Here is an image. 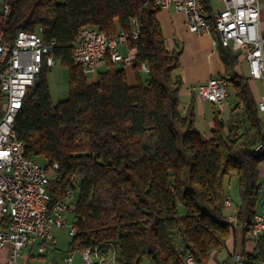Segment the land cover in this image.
Instances as JSON below:
<instances>
[{
    "label": "trees",
    "instance_id": "trees-1",
    "mask_svg": "<svg viewBox=\"0 0 264 264\" xmlns=\"http://www.w3.org/2000/svg\"><path fill=\"white\" fill-rule=\"evenodd\" d=\"M200 1L211 20L216 0ZM160 9L151 0H0L4 40L41 27L43 38L55 41L56 62L67 69V97L53 103L47 79L52 67H41L14 130L27 157L58 164L50 206L68 187L75 190L70 251L111 241L117 264H187L189 255L208 264L224 251L230 255L227 241L235 236L224 203L231 199L224 188L227 176L238 177L237 223L243 232L252 223L264 124L249 79L234 69L238 55L219 47L224 65L219 75L233 88L231 117H236L228 125L215 108L210 136L197 130L193 104L180 109L182 80L174 75L180 51L166 45ZM134 20L138 37L127 45L135 82L129 83L124 65L107 54L90 81L71 58L79 30L96 27L112 37L132 30ZM7 221L4 216L0 228ZM259 244L261 251L252 259L264 257V234Z\"/></svg>",
    "mask_w": 264,
    "mask_h": 264
},
{
    "label": "built area",
    "instance_id": "built-area-1",
    "mask_svg": "<svg viewBox=\"0 0 264 264\" xmlns=\"http://www.w3.org/2000/svg\"><path fill=\"white\" fill-rule=\"evenodd\" d=\"M161 9L173 8L186 16L188 29L194 34L210 35L215 49L229 48L244 59L248 65V79L259 81L263 90L258 94L257 107L264 115V19L259 0H216L219 7L211 11V20L205 15L200 0H151ZM3 12L9 13L10 6L4 4ZM134 27L128 32L121 31L109 37L96 27H82L73 44L71 58L80 65L87 76H95L97 66L107 54L112 61L128 65L132 63L130 54H121L119 46L129 39L138 37ZM19 30L8 42L0 35V221L8 217L6 226L0 228V249L10 245L5 261L0 264H18L17 258L25 247L36 249L39 255L56 243L54 230L64 227L65 213L71 218L68 232L75 234V190L68 187L65 195L50 206V190L56 180L58 164L47 158L41 161L27 157L25 144L19 140L14 130L15 117L35 77L43 65L53 67L55 41H46L41 33ZM143 70H147L142 65ZM228 81L220 75L211 76L195 88L197 95L216 108L222 109L228 96ZM241 107V106H240ZM262 122L264 119L262 116ZM261 148V143L255 150ZM74 180V177H72ZM264 184V180L261 183ZM262 185L261 191H262ZM231 207L227 221L232 228L238 226L233 201L225 200ZM264 234V199L252 218L246 231L250 248L233 251L230 261L225 264H264L259 255L260 236ZM84 264H117L116 251L111 241H105L80 251ZM73 256L65 255L59 261L48 264H72ZM187 264H197L192 256H187Z\"/></svg>",
    "mask_w": 264,
    "mask_h": 264
},
{
    "label": "crops",
    "instance_id": "crops-1",
    "mask_svg": "<svg viewBox=\"0 0 264 264\" xmlns=\"http://www.w3.org/2000/svg\"><path fill=\"white\" fill-rule=\"evenodd\" d=\"M219 6L220 5H216L215 8ZM158 19L168 48L180 51V66L174 72V75H178L182 80V87L179 92L180 109L182 110V112H185L190 106V104H193L195 117L197 116L196 112L200 114L206 113L210 109L209 107H211V112L213 113V110L216 107L212 103L201 99L197 95L195 90L198 84L206 82L211 76L219 75L224 69V65L221 61L218 49H215L213 46L212 37L208 34L198 36L191 32L188 29L185 14L183 12H178L173 8L160 9L158 13ZM119 51L121 54L131 55L130 48L127 44L119 46ZM244 61V59H241L240 56H238L237 64ZM116 64L120 65V63ZM237 64L235 65L234 69L237 73L241 74L238 69L239 66ZM102 65L103 63L101 61L98 66ZM130 65L131 64L124 65V67L128 72L127 76L129 83H134L135 78L129 67ZM89 80L95 81L96 74L95 76H89ZM250 82L252 84H255V82L259 81L249 80V84ZM254 96L257 98L258 94ZM224 107L225 103L222 109H217L222 111ZM231 113L232 109L229 112V119L232 120L234 117H236V115H232L231 117ZM211 124L213 125L212 119ZM259 178L262 183L264 180V162H262L259 166ZM263 187L264 184L262 185V191L260 190L259 199L256 205V211L260 209L261 201L262 199H264ZM235 203L236 201H233L232 207H234ZM226 207L229 208V211L231 210V207ZM242 226L243 225L238 224V226L235 228L234 238H230L227 241V250L229 254H231L234 250H243L244 247L250 248L251 241L247 240L245 235L246 232H243ZM9 250L10 245H7L4 249H0V261L6 260ZM32 250L33 249H31L30 247L23 248L17 258L18 264H30V258L34 256L31 253ZM47 251L48 248L46 250V253ZM41 257H46V254ZM51 260L53 262L59 261L54 258ZM49 261L50 260H47V264L49 263Z\"/></svg>",
    "mask_w": 264,
    "mask_h": 264
},
{
    "label": "rangeland",
    "instance_id": "rangeland-1",
    "mask_svg": "<svg viewBox=\"0 0 264 264\" xmlns=\"http://www.w3.org/2000/svg\"><path fill=\"white\" fill-rule=\"evenodd\" d=\"M215 3V2H214ZM261 5L262 17L264 19V0H259ZM216 5H220L216 3ZM121 46V45H120ZM121 65V63H120ZM239 66L240 73L248 77V65L247 62H241L237 64ZM103 69V66H98L97 71ZM143 80L145 79V74L142 75ZM89 78V77H88ZM48 86L50 97L53 103H56L59 100L65 99L68 94V83H67V69L65 66L56 62L52 67L51 71L48 74ZM132 80V79H131ZM251 85V90L254 95L262 92L263 88L261 83L255 82V84ZM228 96L226 98L225 107L222 111H220L221 117L230 124L231 119H229V112L234 107L236 103L235 94L231 85L227 87ZM206 113H197L195 118V126L197 130L204 136L209 137L212 129L211 119L213 117V113L211 112V107ZM198 111V110H197ZM264 119V115L261 114ZM264 131V126H263ZM42 162V161H41ZM224 188L227 196L231 198L233 201H238V177L236 174L229 175L225 178ZM264 188V187H263ZM259 206V204H258ZM229 210V208H228ZM65 219L67 224L59 229L54 230V235L56 239V243L48 248L46 257H41L36 249H33L31 253L34 255L30 258V264H47V260L56 259L60 260L63 256L69 254L73 256L72 264H84L81 254L79 252H73L69 250L68 243L71 240V235L68 232L69 225L71 223V218L68 213H65ZM243 228V227H242ZM235 230V228H233ZM231 255H228L227 252H222L218 254L216 257H213V260H210L208 264H225L230 261ZM222 261H225L222 263Z\"/></svg>",
    "mask_w": 264,
    "mask_h": 264
}]
</instances>
